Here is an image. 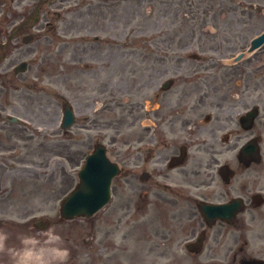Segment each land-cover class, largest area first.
<instances>
[{
	"label": "flooded vegetation",
	"instance_id": "flooded-vegetation-1",
	"mask_svg": "<svg viewBox=\"0 0 264 264\" xmlns=\"http://www.w3.org/2000/svg\"><path fill=\"white\" fill-rule=\"evenodd\" d=\"M180 1L187 6L186 30L190 32L189 52L180 58V62L186 59L183 69L181 65L162 66L151 100L142 94L144 75L133 74L127 87L119 84L115 90L127 97L110 99V69L98 89L88 90L90 95L108 97L96 101L93 96L90 104L77 102V113L93 111L87 130L111 126L113 111L119 113L120 120L130 115L134 123L138 121L136 149L126 146L116 151L122 164V187L113 190L120 192L122 201L117 210H105L104 237L112 241L119 234L118 243L123 244L140 234L139 255L148 257L150 264L264 263V0ZM15 6L16 1L10 5ZM8 14L0 16V50L6 54L0 59L2 82L10 68L12 79L21 76L14 74V61L27 57V48L32 46L20 43L27 34L20 33L25 30L21 21L26 18ZM42 20L48 23L45 15ZM39 21L34 23L35 29L43 25ZM205 25L215 32L207 34ZM193 39L199 53L190 48ZM61 45L60 41L59 53ZM44 55L36 59L39 66L53 57ZM80 59L75 54L73 62ZM116 61V57L107 56L115 69ZM46 74L48 81L60 83V68ZM79 77L80 72L77 82ZM11 84L12 99L0 106V131L9 141H15L16 136L10 114L50 128L49 136L64 132L58 123V98L37 97L34 111V95L27 93L23 100L17 85ZM137 93L141 101L133 102L128 96ZM97 103L101 104L98 109ZM145 104L150 108L139 115ZM7 109L9 114L3 115ZM126 124L133 126V122ZM211 205L218 206V217L200 210V206ZM96 217L99 214L92 221L93 230L99 221ZM121 247L114 249L124 252Z\"/></svg>",
	"mask_w": 264,
	"mask_h": 264
},
{
	"label": "rangeland",
	"instance_id": "rangeland-1",
	"mask_svg": "<svg viewBox=\"0 0 264 264\" xmlns=\"http://www.w3.org/2000/svg\"><path fill=\"white\" fill-rule=\"evenodd\" d=\"M15 1L16 5L19 4L15 8L16 12L13 9L16 16L34 15L39 20L45 15L49 24L40 20L43 25L38 33L32 28L30 30L29 26H23L27 31L36 33L38 39L27 48V57L20 56L14 62L25 60L31 70L12 79V68L9 69L5 80H0V106H6L8 98L12 99L10 94L14 89L11 83H14L18 87L17 91L23 94V100L27 99V93L34 95V111L38 107L37 97L54 99L63 96L77 112V102L85 97L84 93L93 80L91 76H95V70L99 66V63L90 62L88 59L89 52L97 49L110 48L113 52L116 51L119 55L118 62L120 53L125 52L128 69L115 74L112 81L123 80L122 84L127 87L131 74L135 77L144 75L143 83L146 85L142 87V94L149 100L162 66L170 68L181 65L182 69L186 66V59L185 62H180V58H186L189 52L187 43L190 32L186 30L187 6L180 0H68L62 4V11L55 9L57 4L50 6L57 0H0V16L8 15L7 11L13 8L8 7ZM216 7L215 5V9ZM13 12L10 14L14 15ZM57 12L61 14L59 18ZM198 16L199 14L195 17ZM74 20L76 23L72 22ZM205 31L207 34L215 32L209 25H205ZM196 36L197 34L194 38ZM60 41L61 53L58 51ZM193 47L199 53L196 39L192 40L190 48ZM83 49L88 51L85 61L90 67L80 72V81L77 82L75 68L77 70L79 65L77 61L73 62V58L75 54L81 57ZM44 54H52L53 57L39 66L36 59ZM4 56L6 54L0 50V59ZM95 58L100 60L97 55ZM57 67L60 68L61 80L60 83H52L47 80L46 73H51ZM132 68L136 70L130 72ZM43 69L46 70L45 73ZM100 80H96L95 84L99 85ZM134 80L138 81V78ZM49 83L52 84L48 85ZM120 92H112L110 99L127 97ZM140 95L137 93L128 97L133 102H140ZM105 96L103 94L101 98L104 99ZM145 105L147 107L139 109V115L150 108ZM100 107L101 104L98 108ZM7 114L9 109L3 113ZM83 116L80 115V118ZM110 117L112 124L104 129L88 131L74 128L65 136L54 138L63 139L61 147L47 146L52 143L50 137L33 136L34 133L29 130L27 135L16 130V142H10L0 131V144L4 145L0 147V256H4L0 257V264H10L12 261L16 264H149L148 257L144 258L147 261L145 262L139 255L140 234L130 236L123 244L118 243L119 234L112 241L104 237L107 231L104 222L105 210L120 208L122 196L119 191L113 190L110 203L98 212L99 217L96 219L99 221L96 222L97 227L94 230L91 227L94 217L73 221L59 220V202L76 185L77 171L92 149L91 145L104 143L111 158L119 166L120 159L116 151L126 148L123 146L136 149L138 121L134 123L130 115L126 118L124 115L120 120L117 111H113ZM126 121L133 122V126L129 127ZM86 122L80 119L77 125L81 126ZM104 122L107 121H102ZM26 141L27 147H23ZM8 145L14 146L11 151L5 149ZM120 182V177L114 180V189L122 187ZM135 202L136 196L133 199V208ZM39 217L51 222L47 230L40 231L32 227V218ZM115 243L117 245H113ZM119 245L127 252L123 256L120 255L124 252L113 249ZM18 246L25 250L15 253ZM10 247L15 249L10 251ZM51 249L60 255L52 254ZM98 251L102 254L98 255Z\"/></svg>",
	"mask_w": 264,
	"mask_h": 264
},
{
	"label": "water",
	"instance_id": "water-1",
	"mask_svg": "<svg viewBox=\"0 0 264 264\" xmlns=\"http://www.w3.org/2000/svg\"><path fill=\"white\" fill-rule=\"evenodd\" d=\"M65 114L69 116L67 111ZM117 173L116 166L106 158L104 148L98 146L79 172L78 186L61 202L62 217H89L101 209L110 198V182Z\"/></svg>",
	"mask_w": 264,
	"mask_h": 264
},
{
	"label": "bare ground",
	"instance_id": "bare-ground-1",
	"mask_svg": "<svg viewBox=\"0 0 264 264\" xmlns=\"http://www.w3.org/2000/svg\"><path fill=\"white\" fill-rule=\"evenodd\" d=\"M56 255H59L58 253H55Z\"/></svg>",
	"mask_w": 264,
	"mask_h": 264
}]
</instances>
